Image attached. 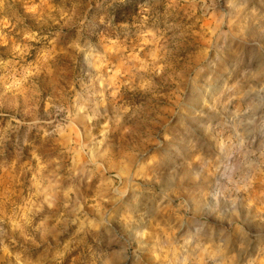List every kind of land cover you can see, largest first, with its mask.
Masks as SVG:
<instances>
[{
  "label": "rangeland",
  "instance_id": "1",
  "mask_svg": "<svg viewBox=\"0 0 264 264\" xmlns=\"http://www.w3.org/2000/svg\"><path fill=\"white\" fill-rule=\"evenodd\" d=\"M0 264H264V0H0Z\"/></svg>",
  "mask_w": 264,
  "mask_h": 264
}]
</instances>
